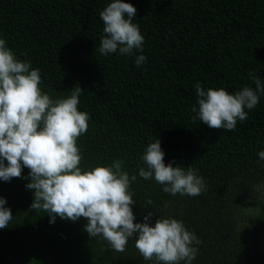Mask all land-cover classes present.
Returning a JSON list of instances; mask_svg holds the SVG:
<instances>
[{"label":"trees","instance_id":"16d2710c","mask_svg":"<svg viewBox=\"0 0 264 264\" xmlns=\"http://www.w3.org/2000/svg\"><path fill=\"white\" fill-rule=\"evenodd\" d=\"M111 2L0 0V38L41 70L40 88L50 98L83 89L78 111L91 118L77 141L79 167L124 161L123 170L137 177L130 189L135 223L149 211L153 223L161 216L183 220L201 240L193 264H264V161L258 157L264 95L234 131L193 122L191 112L198 108L197 82L229 94L255 89L250 72L264 82V0H122L137 9L133 23L145 43L136 55L147 57L140 67L135 56L96 50L104 27L99 14ZM156 139L166 165L199 170L205 192L172 196L154 178L139 176L146 167L141 156ZM28 174L24 168L22 177ZM25 178L0 180V197L13 215L0 230L2 264H155L144 260L135 238L122 253L102 237L90 238L83 217L51 224L47 213L31 210L34 192Z\"/></svg>","mask_w":264,"mask_h":264},{"label":"clouds","instance_id":"9594fccd","mask_svg":"<svg viewBox=\"0 0 264 264\" xmlns=\"http://www.w3.org/2000/svg\"><path fill=\"white\" fill-rule=\"evenodd\" d=\"M136 14L137 9L122 0H113L100 12L104 27L96 50L102 56L118 52L135 56L137 67L147 63L145 55H136L143 53L145 43L139 25L133 23ZM249 78L255 89L244 86L235 94L223 88L205 90L195 83L198 108H191L193 122L234 131L238 121L248 118L246 109L253 110L264 95V82L254 72ZM41 83V70L28 60L18 59L0 38V180L25 178L22 172L27 168L25 179L30 182L26 188L34 192L31 210L47 213L51 224L57 217L72 222L83 217L89 237H102L116 252H124L129 239L135 238V247L146 261L193 264L201 240L183 220L161 216L153 223L154 215L149 211L142 223L134 222L135 201L130 189L137 177L123 170L124 161L117 158L110 166L90 170L79 167L83 157L77 141L88 131L91 118L78 111L83 89L77 85L67 97L52 99L42 92ZM258 157L264 161V151ZM141 160L146 167L139 169V176L154 178L167 194L197 197L207 190L198 169L174 167V161L165 164L159 139L149 143ZM6 204V198L0 197V230L7 229L13 220ZM147 204L153 201L148 199Z\"/></svg>","mask_w":264,"mask_h":264},{"label":"water","instance_id":"95a60500","mask_svg":"<svg viewBox=\"0 0 264 264\" xmlns=\"http://www.w3.org/2000/svg\"><path fill=\"white\" fill-rule=\"evenodd\" d=\"M0 264H2V263H1V260H0Z\"/></svg>","mask_w":264,"mask_h":264}]
</instances>
